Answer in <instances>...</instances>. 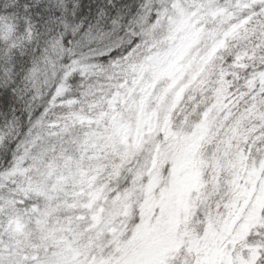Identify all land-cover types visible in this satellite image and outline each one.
<instances>
[{
  "label": "snow or ice",
  "instance_id": "obj_1",
  "mask_svg": "<svg viewBox=\"0 0 264 264\" xmlns=\"http://www.w3.org/2000/svg\"><path fill=\"white\" fill-rule=\"evenodd\" d=\"M0 264H264V0H0Z\"/></svg>",
  "mask_w": 264,
  "mask_h": 264
}]
</instances>
